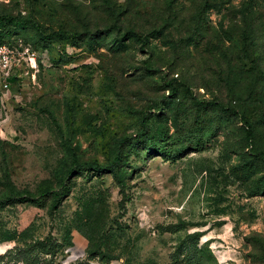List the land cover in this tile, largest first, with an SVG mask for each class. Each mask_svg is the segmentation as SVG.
Returning <instances> with one entry per match:
<instances>
[{"label":"rangeland","instance_id":"obj_1","mask_svg":"<svg viewBox=\"0 0 264 264\" xmlns=\"http://www.w3.org/2000/svg\"><path fill=\"white\" fill-rule=\"evenodd\" d=\"M1 16L20 61L0 80V199L73 184L52 213L0 209V264H264V0ZM116 157L118 179L78 167Z\"/></svg>","mask_w":264,"mask_h":264},{"label":"trees","instance_id":"obj_2","mask_svg":"<svg viewBox=\"0 0 264 264\" xmlns=\"http://www.w3.org/2000/svg\"><path fill=\"white\" fill-rule=\"evenodd\" d=\"M14 23L15 25L18 23V20L15 18L11 17H0V27H1V32H0V41L6 39L9 40L10 35L12 34L10 32L11 29V24ZM13 24V25H14ZM135 33V32H132ZM136 35V34H133ZM140 137H145L147 136V130L146 127L144 126L143 130L139 132L138 134ZM118 158V157H116ZM119 161V158L114 161V163L103 166L100 164H97L95 162H84L81 164H78L79 169L81 170H89L92 172H97V173H109L112 174V176L116 179H118V174L115 168V163ZM73 183H70L64 187V190L60 193L52 194L49 198V196H44L42 199L36 198L31 195H24L18 191L16 193L12 194L11 196L5 197L3 199H0V209H3L7 206L14 205L16 203H27L30 205H34L37 207H46L49 213H52L53 210L57 209L62 201L67 197L70 193L71 187Z\"/></svg>","mask_w":264,"mask_h":264},{"label":"built area","instance_id":"obj_3","mask_svg":"<svg viewBox=\"0 0 264 264\" xmlns=\"http://www.w3.org/2000/svg\"><path fill=\"white\" fill-rule=\"evenodd\" d=\"M1 32V27H0ZM28 59L34 63L35 55L33 52L29 54L26 51ZM19 59L16 57L15 46L9 41L4 39L0 41V80L3 82L4 86L10 83L13 72L15 71L17 65L19 64Z\"/></svg>","mask_w":264,"mask_h":264}]
</instances>
